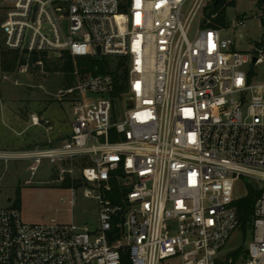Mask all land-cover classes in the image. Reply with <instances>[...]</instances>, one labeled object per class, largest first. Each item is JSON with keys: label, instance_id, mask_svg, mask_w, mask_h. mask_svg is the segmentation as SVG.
<instances>
[{"label": "built area", "instance_id": "2783aa9c", "mask_svg": "<svg viewBox=\"0 0 264 264\" xmlns=\"http://www.w3.org/2000/svg\"><path fill=\"white\" fill-rule=\"evenodd\" d=\"M214 2L2 0L6 49L74 60V86L58 91L70 132L23 156L32 176L47 161L58 184L79 182L98 226L26 223L0 207V264H264V51L240 47L245 17L216 24ZM95 56L123 59L120 93L112 75L77 68ZM242 178L259 192L250 239L227 250Z\"/></svg>", "mask_w": 264, "mask_h": 264}, {"label": "rangeland", "instance_id": "374dc122", "mask_svg": "<svg viewBox=\"0 0 264 264\" xmlns=\"http://www.w3.org/2000/svg\"><path fill=\"white\" fill-rule=\"evenodd\" d=\"M226 16L228 20L245 17V25L237 30L248 39L240 44L244 49H249V44L257 41L264 31L261 24L263 8L257 0H235L226 8ZM3 18L4 7L0 0V23ZM4 49V36L0 30V50ZM20 67L11 73L2 72L0 67V154L9 155L7 159L0 158V207H9L20 190L26 214L33 213L41 218V221L23 220L26 223L73 220L78 225L91 223L92 227H97V201L85 197L82 186L75 189L74 203L70 205L72 192L59 187L58 170L44 161L37 174L32 176L29 172L31 162L23 156L26 150L42 146L47 139L59 143L67 137L73 119L71 98L58 96V91L74 86L75 79L73 75L61 72H45L42 66H30L26 72H20ZM2 75L8 77L4 79ZM119 109L120 104L115 101V112ZM32 115L39 118L40 125H32ZM247 182L242 178L235 183V197L247 194ZM249 239L247 236L244 240L237 230L230 236L225 249L239 248ZM164 264H181V261L175 257Z\"/></svg>", "mask_w": 264, "mask_h": 264}, {"label": "trees", "instance_id": "16d2710c", "mask_svg": "<svg viewBox=\"0 0 264 264\" xmlns=\"http://www.w3.org/2000/svg\"><path fill=\"white\" fill-rule=\"evenodd\" d=\"M257 1L261 3V0ZM234 2L235 0L218 1L217 6L213 10L217 11V17L214 19V22L216 24H225L227 18L226 8L233 5ZM261 24L264 28V17L261 20ZM254 44L256 48L264 51V31L261 35L260 40L255 41ZM26 60L29 62V67L36 66V61L41 60L42 67L45 72H61L68 76L72 75L73 72L74 60L67 52L64 53L61 57H49L46 52L30 53L26 55L25 51L9 49L0 50V67L1 71L4 73L13 72L16 67L25 64ZM75 64L79 70L84 72H88L91 74L108 73L112 75L115 81L116 93H120L125 85L127 69L122 58L104 56H95L93 58H77L75 59ZM79 184V182H71L69 179H66L59 185V187L69 188L72 185L74 187H77ZM246 185L248 190L247 194L244 197L237 198L235 201L240 219L238 231L240 232V235L244 240L247 236L250 235V221L253 211V205L257 196L259 195V192L254 188L252 183L247 182ZM20 201V190H18L16 192L13 203L9 206L20 208ZM243 251V248H240L233 253V256L237 257L241 253H243Z\"/></svg>", "mask_w": 264, "mask_h": 264}, {"label": "crops", "instance_id": "0c3cea01", "mask_svg": "<svg viewBox=\"0 0 264 264\" xmlns=\"http://www.w3.org/2000/svg\"><path fill=\"white\" fill-rule=\"evenodd\" d=\"M8 77V76H7ZM2 78H3V75H2ZM15 119V118H14ZM16 120V119H15ZM19 122V121H18ZM40 167V166H39ZM39 167H38V169H39ZM38 169L36 170V172H35V174L34 175H36L37 174V172H38ZM23 188V187H22ZM21 189V188H20ZM9 201H10V198H9ZM10 207V206H9ZM20 212H21V217H22V219L24 220V221H26V219L27 220H31V221H41V218H39L38 216H36L35 214H33V213H28V214H26V212H25V203L23 202V200H21L20 201ZM51 220H54V219H51ZM56 221V220H55Z\"/></svg>", "mask_w": 264, "mask_h": 264}, {"label": "water", "instance_id": "95a60500", "mask_svg": "<svg viewBox=\"0 0 264 264\" xmlns=\"http://www.w3.org/2000/svg\"><path fill=\"white\" fill-rule=\"evenodd\" d=\"M219 0H215L214 2V5H216L218 3ZM261 5H262V8H263V13H264V0H261ZM97 52L99 53L100 52V49L99 47L97 48ZM255 60V58H253V61Z\"/></svg>", "mask_w": 264, "mask_h": 264}]
</instances>
